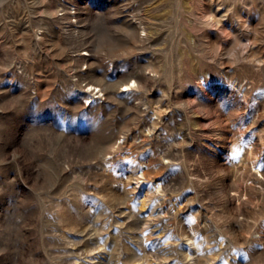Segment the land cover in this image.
Listing matches in <instances>:
<instances>
[{"label": "rangeland", "instance_id": "obj_1", "mask_svg": "<svg viewBox=\"0 0 264 264\" xmlns=\"http://www.w3.org/2000/svg\"><path fill=\"white\" fill-rule=\"evenodd\" d=\"M0 264H264V0H0Z\"/></svg>", "mask_w": 264, "mask_h": 264}, {"label": "bare ground", "instance_id": "obj_2", "mask_svg": "<svg viewBox=\"0 0 264 264\" xmlns=\"http://www.w3.org/2000/svg\"><path fill=\"white\" fill-rule=\"evenodd\" d=\"M140 18L139 16L137 17V19ZM219 23V21H217ZM143 24V21H140V24L137 25L135 23L131 24V26L134 28V29H140L141 25ZM87 65V64H86ZM90 87L88 88V90L90 92H93L96 90V88L98 87V85H89ZM128 89H130L131 85H130V82L127 81V84L125 85ZM113 85L112 84H108L107 85V88H106V92L110 95L113 93L112 89H113ZM127 90V89H126ZM100 92L103 93L105 92V90L102 89V87H100ZM99 93V91L97 92V94ZM104 94V93H103ZM145 171H142V175L145 176ZM263 182V181H262Z\"/></svg>", "mask_w": 264, "mask_h": 264}, {"label": "built area", "instance_id": "obj_3", "mask_svg": "<svg viewBox=\"0 0 264 264\" xmlns=\"http://www.w3.org/2000/svg\"><path fill=\"white\" fill-rule=\"evenodd\" d=\"M69 9H62V11H64L65 13H67V12H69V13H71V10L70 11H68ZM75 12H73L72 14H73V17L74 18H77L76 16V14H74ZM64 14V13H63ZM62 14V15H63ZM99 91V93L97 94V92ZM90 98L88 99V101H86L85 102V105L86 106H90L92 103H94L95 101H97L98 99H100L101 98V96H102V93L100 92V88H96V90L95 91H93V92H90Z\"/></svg>", "mask_w": 264, "mask_h": 264}]
</instances>
